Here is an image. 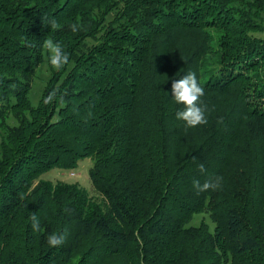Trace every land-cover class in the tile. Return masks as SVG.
Returning <instances> with one entry per match:
<instances>
[{"label": "trees", "instance_id": "1", "mask_svg": "<svg viewBox=\"0 0 264 264\" xmlns=\"http://www.w3.org/2000/svg\"><path fill=\"white\" fill-rule=\"evenodd\" d=\"M261 13L264 0H0V120L16 119L0 138V264L122 251L117 264H264V37L249 33ZM201 25L220 30L213 43ZM48 37L71 64L31 106L27 80ZM148 50L164 62L145 60ZM188 72L205 90L208 122L196 128L176 119L183 106L171 94ZM87 156L103 202L76 182L38 179ZM216 177L218 189L197 194L194 180ZM204 207L212 231L184 226ZM52 233L62 245H48Z\"/></svg>", "mask_w": 264, "mask_h": 264}, {"label": "rangeland", "instance_id": "2", "mask_svg": "<svg viewBox=\"0 0 264 264\" xmlns=\"http://www.w3.org/2000/svg\"><path fill=\"white\" fill-rule=\"evenodd\" d=\"M243 1V0H241ZM238 7L242 8V5H240L239 1L236 2ZM112 10L114 11L115 15L117 14V11L115 9L112 8ZM249 9L244 8L242 10L243 13H245L246 15H250ZM112 13H107L105 15L104 21L108 20L112 17ZM261 15L264 17V13ZM260 15L258 17H254L253 18V22H255V28H250L249 29V33L252 34H256L259 36H263L264 37V29L261 30L259 23L261 21H263L264 24V18L262 17V19L260 20ZM122 18V17H120ZM113 23V22H112ZM201 27L207 32V30H209L210 32V36L211 39L209 37V43H213L216 39H217V35L220 34V30L218 28H214V26L210 27L207 25H201ZM185 33H188L187 31L183 30L182 33L179 34L178 39L175 41V43L172 46V49L170 51V54L167 57H170L171 59H173V57L180 52L183 49V46L185 45L188 37ZM209 36V34H208ZM49 38V37H48ZM84 43L87 44H94L97 43V40L92 39V37H87V39L84 41ZM150 51L148 50L146 52V56L144 57V59L148 60V59H152L153 63L159 62L160 60L162 62H164V60L161 59L160 55H163L162 50H158L157 54H155L157 60H155L153 58L152 55H150ZM166 55V54H165ZM215 54H214V49L213 51H206L205 54L202 56L201 59V63L207 62V61H213L215 58ZM70 62L68 67L70 66ZM158 65V63H157ZM67 67V68H68ZM62 69L57 71L55 69H52L50 67V65L47 63V56L45 54L44 49L42 48L41 50V59L40 61L36 64V66L34 67V71L32 73V75L28 78V85H29V89L27 92V97L29 100V103L31 106L36 105L38 97L40 96V93L42 91V89L44 88V86L46 85V83L48 82V80L50 78H55L56 76L58 77L59 74H61ZM16 124V119L13 115V113L11 111H8L6 113H4V116L1 118L0 120V138L1 136L4 134L5 132V127L8 126H13ZM92 157L91 156H87L84 158H81L77 161L75 168H73L72 170H65V169H58V168H51L45 172H43L42 174L39 175L38 179H44V180H49V181H56V180H62L65 182H76L78 185H80L81 187H83L85 189V191L87 192V194L89 196H91V198L94 201L97 202H103L102 196L99 192H97L95 189L92 188L89 178H88V170L92 165ZM70 172H72V174H70ZM200 222H203L206 224L207 228L209 231H212L213 229V222L211 221V219L209 218V213L206 211V208L204 207L203 209H201L200 211L192 214V216L190 217V219L184 224V226H196L198 225ZM80 253L78 254H73L68 261L65 264H117V260H121L120 262L123 263V251L119 256H114L112 254H105L101 257H92L90 258L88 261H82L81 257H80ZM227 258L229 257L228 254H226ZM97 257V258H96ZM94 258V259H93ZM227 261V260H226ZM224 264H229V262L227 261Z\"/></svg>", "mask_w": 264, "mask_h": 264}, {"label": "clouds", "instance_id": "3", "mask_svg": "<svg viewBox=\"0 0 264 264\" xmlns=\"http://www.w3.org/2000/svg\"><path fill=\"white\" fill-rule=\"evenodd\" d=\"M47 25L54 30L59 27L55 19L47 21ZM70 29L73 32H77L80 30V25L74 23L70 25ZM28 46L31 45L29 44ZM42 48L47 56V63L52 69L59 71L68 65L69 55L58 42L47 38L43 41ZM204 92L205 90L194 72L185 73L180 79L173 80L171 83L172 98L177 105L183 106L176 112V119L182 121L187 128H196L208 122L206 116L207 108L201 102V97L204 95ZM55 99H57L56 93L52 92L43 98V103L49 104ZM60 101L62 102V97ZM199 170L201 173L206 171L203 163L199 165ZM221 181V177H216L214 180H205L203 184L199 180H194L193 187L196 189L197 194H200L210 189H218L221 186ZM30 220L33 230L39 231L41 225L37 216L32 215ZM64 239L65 235L52 233L48 235L47 243L49 246L58 247L63 244Z\"/></svg>", "mask_w": 264, "mask_h": 264}, {"label": "built area", "instance_id": "4", "mask_svg": "<svg viewBox=\"0 0 264 264\" xmlns=\"http://www.w3.org/2000/svg\"><path fill=\"white\" fill-rule=\"evenodd\" d=\"M70 174H72V172H70Z\"/></svg>", "mask_w": 264, "mask_h": 264}]
</instances>
